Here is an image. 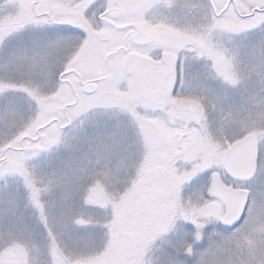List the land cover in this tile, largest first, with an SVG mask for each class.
<instances>
[{"label":"rangeland","instance_id":"1","mask_svg":"<svg viewBox=\"0 0 264 264\" xmlns=\"http://www.w3.org/2000/svg\"><path fill=\"white\" fill-rule=\"evenodd\" d=\"M111 1L0 0V153L40 147L28 142L38 135L49 140L37 155H6L4 162L12 165L0 167L1 258L18 245L26 264H250L253 250L237 243L248 222L226 244L219 234L208 235V218L218 215L205 203L201 184L211 173L221 174L218 163L228 143L247 134L258 143L257 179L263 183L264 24L258 40L251 22H205L188 1L153 0L132 10L137 19L146 12L145 22L133 24L151 46L123 53V34L112 36L96 22ZM160 36L179 51L178 69L149 102L145 93L135 97L142 90L131 72L144 78L156 66L160 49L167 50ZM103 69L107 75L96 93L84 97L80 84ZM156 167L169 177L159 175L124 216L128 195L112 198L104 177L126 174L133 196L142 174ZM95 178L99 186H87ZM113 199L114 218L108 210ZM157 203L162 234L156 224L133 229ZM259 203L256 225L262 229V193Z\"/></svg>","mask_w":264,"mask_h":264},{"label":"flooded vegetation","instance_id":"2","mask_svg":"<svg viewBox=\"0 0 264 264\" xmlns=\"http://www.w3.org/2000/svg\"><path fill=\"white\" fill-rule=\"evenodd\" d=\"M149 1L151 2L153 0H121L119 3V15L116 19H112L111 18L112 9L115 7L114 0H112L111 4H110L111 6L109 8L102 11L100 14H97L96 22L98 24H100L101 26L105 27L106 29H108L112 36L116 35V34H123L122 40L125 43V47H124V49L119 48L120 50H118V52L125 53L128 50H130L131 47L134 50H136V49H147L148 47L151 46L152 40L147 34L146 35L148 36V43L144 47L133 46L130 44V41H129L131 33L133 32L134 28L136 27L133 24V22H137V20L139 22H145V19H146V12L141 14L142 16L140 17V19H137L136 16L132 14V10L134 9L135 6H137L139 8V5L144 4V3H148ZM163 1H167V0H163ZM177 1H180V0H177ZM181 1H182V3H186L188 1V5L190 7L189 8L190 10H192L194 12L198 11V12L202 13V15L205 16V22H244V23L251 22L252 23V32L254 33V35L252 37L255 38L254 36H256V37L258 36V40H259L258 33L260 32V30L264 24V0H181ZM155 2H157V1L154 0V3ZM163 3L165 4L166 2H163ZM132 4H133V6H132ZM116 22H126V23L116 25ZM136 28H139V27H136ZM256 33H257V35H256ZM89 36L92 37L93 39H97V40L100 39L96 35H89ZM238 36H239L238 40H240V42H242L243 41L242 39H244V38L240 37V35H238ZM159 39L163 42V39H168V37L162 36ZM253 42H254V40H253ZM181 43H183L182 40H180L178 42L180 48L182 46V45H180ZM256 43H257V39H256ZM166 45L167 44H165V47L167 50H163V48L160 49V53L157 57V60L155 61L156 66L154 68H151V69H146V70H148L146 77L142 78V77H140V74L138 72H131V74L136 75V78L134 80L135 85H139L140 89L142 90V93L139 90H137L135 97L141 99L143 93H145L149 102L157 100L160 97L161 92L167 87L168 83L174 78L175 73L177 72V69H178V61H179V56H178L179 54L178 53H179V51L177 53H175V51H173V50H176L175 49L176 46L173 45L172 48L170 49L169 48L170 46H166ZM155 49H157V48H155ZM162 53H170L173 56H175L176 65H175V68H174L172 75L165 81L164 86L161 89L150 91L147 88L146 83L153 73L161 71L163 69V65L161 63V54ZM130 59H131L130 56H128V58L126 59V62L129 61ZM102 75H103V77H102ZM106 75H107V69H103V71L101 73H99V72L96 73L94 80L92 79L86 83L95 84L96 91H97L98 84L101 81H103V79L106 78ZM60 82L63 83V81H60ZM86 83L80 84L81 93H82V86H83V84H86ZM153 93H154V95L150 96V94H153ZM82 95H83V93H82ZM83 96L88 97L85 95H83ZM74 98H75V95H74ZM55 123H57V122H55ZM247 135H249V134H247ZM247 135H245V136H247ZM40 136L41 135L36 136V138L32 141L28 139V142L29 143L31 142V144H34L37 142L40 145V141H39ZM245 136H243V137H245ZM250 136H252V135H250ZM243 137L237 139L236 141H234L232 143H228L227 147L223 151V153L219 159V163H218V169L221 171V174L214 172L202 180L203 184H201V186L203 188L204 201L207 205H209L212 208V211L216 212L218 215L217 219L213 220V221L211 220L210 217L208 218L209 224L211 225L213 223V225H211L212 227H210L208 230V235H210V234L211 235H214V234L218 235L219 234V236L222 237L221 238L222 242L226 244V242H227L226 240H227L228 236L233 234L234 231H238L241 228V226L244 225L245 222H248L249 225H251V226L248 227L249 226L248 225L246 227V228H248V231H246L244 233H240L241 235H240V237H238L239 241L237 243L243 247H247L248 251L253 250L251 252L254 254L252 255V260L250 261L251 263L249 262L250 264H264V228L261 229V228H259V226H257L260 223V216L257 213V211L261 207V205L259 203L260 194L261 193L264 194V180H262L263 183L261 184L260 183L261 180L257 179L259 167H260V163H259L260 162V156H259V147H258V143L256 141V138L254 136H252L257 143V161H256V165H255V172H254L253 178H251L250 180L231 179L224 172L223 168L221 167V160H222L225 152L234 143L241 140ZM48 145H49V140H48ZM30 146L25 147V148L20 146V148L18 147L19 148L18 150H13V152H11V153H8V150L4 149V151H2L0 153V167H8L9 168L10 165H12L10 163L6 164L4 162V160L6 159V155L13 156V155H19V154H26V153H29L31 150H32V152H34V155H37V154L41 153L42 151H44L48 148V146L46 148H41L39 146L32 148ZM10 170H14V169L10 168ZM113 173H114V170H113ZM213 174H217L219 176L220 183L226 189L228 188L231 191L241 192L242 194L243 193L246 194V202H245V205L243 208L241 218H240L238 224L233 228H227V227H224L221 225V221L225 215L224 204L218 199L208 198L206 196L207 192L209 190L210 184H211V179H212ZM159 175H161V178H163V179H167L169 177V173L167 172V169H163L161 167H156V168H153L149 171L144 172L142 174V178L140 180H138V182L136 183V190H135V193L133 196L131 195L133 190L130 189L131 183H129L127 181L128 177L126 174H124V176H122V177H118V178H120L118 180L116 179L117 177H115L114 175H110L107 178L104 177V179H107V182H109L107 184V186L112 187L111 191H110V196L112 198L116 197V193H120V195H123L125 193L124 196L128 195V199L125 201L123 208H122L124 216H126L128 214V209L130 208L131 203L133 201H135V199L137 197H139L142 194V192L146 191L148 186H150L152 182H157V180H159L158 179ZM173 180L176 181L175 179H173ZM86 182L87 181H85V183ZM140 182H142L143 184L139 185ZM66 183H67V181H66ZM99 184H100V182H99L98 178H95V179L87 182V186L91 185L92 188L98 187ZM80 185L84 186V183L82 181H80ZM80 185H78L76 187L78 188ZM67 186H69V184H67ZM117 186H119L120 189L119 188L117 189L116 188ZM121 187L122 188L123 187L129 188V189H122ZM36 191H37L36 185L33 184V195H32V197L35 198L34 201L36 203H38L36 207L38 210H40L41 209V206L39 205V204H41V201L39 200L40 195ZM95 194L97 195L96 189H94V191L92 193L91 203H94L93 198H96V197H94ZM220 195H221V197H224L227 194L222 193ZM263 208H264V206H263ZM108 210H109L110 217L113 216L112 218H114V216L117 214L116 203H115L114 199L110 202ZM135 222L136 223H134L133 229L144 231V230L149 229V228L151 229L153 227V225L156 224L155 226H156V229L158 231V233H156V234H162V231H163V211H162V208H160L159 204L157 203L155 208L146 210L143 213V216L138 217V219H136ZM75 225L77 228H85V224L81 223V222H77V223H75ZM111 227H112V225H111ZM43 230H44V233L49 234L46 227H44ZM206 235H207V232H206ZM128 240L133 241L134 236L128 235ZM109 243L111 244V251L114 250V247H113L114 235L113 234L111 236ZM33 248H35V246H33ZM57 249L58 248L56 247V250ZM6 253H10L9 258H5ZM249 254H250V252H249ZM26 261H27V255L24 252L23 248L18 246V245H15L13 248H6L2 254V258L0 256V264H26Z\"/></svg>","mask_w":264,"mask_h":264},{"label":"water","instance_id":"3","mask_svg":"<svg viewBox=\"0 0 264 264\" xmlns=\"http://www.w3.org/2000/svg\"><path fill=\"white\" fill-rule=\"evenodd\" d=\"M121 0H114L115 7L112 9L111 18L116 19L119 15V3ZM130 44L136 47H144L148 43V36L140 28H134L130 36ZM161 63L163 69L153 73L148 79L147 88L152 90L161 89L165 81L172 75L176 58L170 53L161 54ZM96 92V86L93 83H86L82 86V93L85 96H91ZM154 95L150 94V96ZM40 147L46 148L48 140L44 135L39 137ZM257 161V143L255 139L247 135L241 140L234 143L224 154L221 160V167L224 172L231 178L237 180H250L253 178L255 172V165ZM143 183L140 182L139 185ZM227 195L221 197L220 194ZM208 198L220 200L225 207V215L221 221V225L227 228L235 227L242 215L243 208L246 202V194L241 192H234L226 189L219 181L217 174L212 175L211 184L206 195ZM10 253L5 254V258H9Z\"/></svg>","mask_w":264,"mask_h":264},{"label":"trees","instance_id":"4","mask_svg":"<svg viewBox=\"0 0 264 264\" xmlns=\"http://www.w3.org/2000/svg\"><path fill=\"white\" fill-rule=\"evenodd\" d=\"M58 79H59V77H58Z\"/></svg>","mask_w":264,"mask_h":264}]
</instances>
